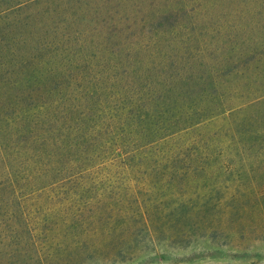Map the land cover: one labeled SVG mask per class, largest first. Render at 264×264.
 <instances>
[{
  "label": "trees",
  "instance_id": "16d2710c",
  "mask_svg": "<svg viewBox=\"0 0 264 264\" xmlns=\"http://www.w3.org/2000/svg\"><path fill=\"white\" fill-rule=\"evenodd\" d=\"M25 6L0 8V264L125 262L252 234L246 207L260 198L192 191L223 158L192 135L232 105L206 99L214 77L183 56L151 68L54 55Z\"/></svg>",
  "mask_w": 264,
  "mask_h": 264
},
{
  "label": "rangeland",
  "instance_id": "374dc122",
  "mask_svg": "<svg viewBox=\"0 0 264 264\" xmlns=\"http://www.w3.org/2000/svg\"><path fill=\"white\" fill-rule=\"evenodd\" d=\"M17 3L27 5L21 15L33 26L29 31L45 28L41 32L54 41V55H82L96 66L108 57L110 67L120 54L151 68L165 55L183 56L194 70L206 69L205 80L211 74L216 81V88L207 85L215 98L206 99L232 105L192 132L221 143L215 149L223 152L210 162L211 176L203 180L201 173L192 191L213 188L226 198H260L246 207L252 234L219 249L207 241L184 248L162 244L157 253L147 251L133 261L86 264H264V233L256 232L264 231L258 221L264 211V0H0V8Z\"/></svg>",
  "mask_w": 264,
  "mask_h": 264
}]
</instances>
